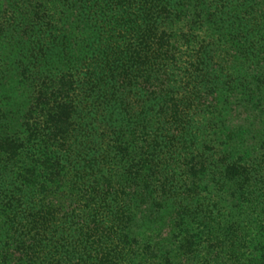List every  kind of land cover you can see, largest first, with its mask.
Here are the masks:
<instances>
[{
	"label": "trees",
	"instance_id": "16d2710c",
	"mask_svg": "<svg viewBox=\"0 0 264 264\" xmlns=\"http://www.w3.org/2000/svg\"><path fill=\"white\" fill-rule=\"evenodd\" d=\"M0 16V264H264V0Z\"/></svg>",
	"mask_w": 264,
	"mask_h": 264
},
{
	"label": "rangeland",
	"instance_id": "374dc122",
	"mask_svg": "<svg viewBox=\"0 0 264 264\" xmlns=\"http://www.w3.org/2000/svg\"><path fill=\"white\" fill-rule=\"evenodd\" d=\"M4 1V2H3ZM5 3V0H0V10L3 8V4ZM6 7V5H5ZM4 10V9H3ZM4 16H0V22H2L1 20L3 19Z\"/></svg>",
	"mask_w": 264,
	"mask_h": 264
}]
</instances>
